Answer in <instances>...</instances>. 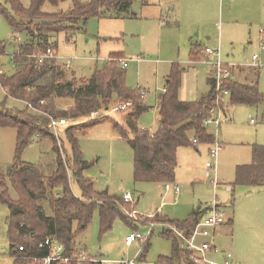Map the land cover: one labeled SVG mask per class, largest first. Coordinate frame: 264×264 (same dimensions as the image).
<instances>
[{"label":"rangeland","instance_id":"374dc122","mask_svg":"<svg viewBox=\"0 0 264 264\" xmlns=\"http://www.w3.org/2000/svg\"><path fill=\"white\" fill-rule=\"evenodd\" d=\"M189 1L193 0H148V6L136 2L131 9L135 14L133 17H91L75 33L63 32L51 38L58 64L64 66L66 58H73L68 69L77 81L90 79L96 70L105 66L111 55H119L127 60V86L147 92L144 104L148 110L140 116L138 127L151 133H155L160 126L157 99L166 88V77L173 65L178 64L182 68L179 98L195 102L210 91L207 83L211 77L209 60L215 62L218 58L210 56L196 64L191 63L190 40L198 41V36L202 48L220 49L222 63L241 66L244 80L251 78L249 82H257L258 90L263 96V101L257 106L232 105L226 100L222 103V109L229 108V116H224L219 126L208 125L209 133L220 144L217 157L219 184L216 186L211 183L214 172L206 167L208 162L213 163L215 160L209 151L212 145L206 144L182 147L177 152L173 181H135L133 150L129 141L116 129V125H119L127 131V112L112 111L113 107L123 102L122 99H115L109 108L101 109L88 119L76 122L70 120L59 131V135L48 128L56 136L63 157L71 162L73 150L66 130L88 125L78 134L82 156L90 164L82 172L83 177L93 182L97 192L107 191L135 206L136 211L124 209L129 223L117 218L112 230L105 234H101L99 210L96 209L88 229L77 236L79 247L90 257L107 261L103 264H116L120 260H134L136 264H156L160 256H171L172 242L162 236L168 227L157 224L151 229L143 217L159 214L183 221L197 207H209L215 202L227 214L226 224L217 229L220 230L215 242L219 249L230 253L233 262L264 264V186L236 183L237 166L251 164L253 146L264 145V50L261 49V45H264V0H209L215 8V16L211 26L209 25L213 33L208 35L212 38L210 41L204 35L206 26L202 23L199 25L192 18L195 16H189L191 12L187 10L188 5L189 9L194 8L191 2L188 4ZM21 3L29 8L31 0H21ZM70 6V1L61 4L63 10ZM195 11L200 10L198 8ZM199 30L200 33L197 34ZM0 42L6 44L5 54L1 59L2 69L10 75L14 71L13 56L20 45L25 43V36L14 34L2 16ZM254 55L259 59L255 61L256 67H251ZM239 76L238 73L235 80H243ZM0 104L9 111L26 108L25 103L8 97L1 86ZM55 104L60 110H69L73 101L57 99ZM32 112L38 113L34 110ZM17 137L16 128L0 126V169L4 174L16 162ZM53 148L51 137L34 133L20 160L49 173L57 159ZM68 174L71 190L83 199L73 169H69ZM167 184L172 187L177 185L179 192L167 191ZM10 194L13 198H18L11 185ZM9 216L8 207L0 204V264L15 262L11 255ZM134 232L144 236L148 232L151 234L146 242L136 241L127 246L125 238ZM25 240L19 238L18 246L25 245ZM143 254L146 255L144 259L140 257Z\"/></svg>","mask_w":264,"mask_h":264},{"label":"trees","instance_id":"16d2710c","mask_svg":"<svg viewBox=\"0 0 264 264\" xmlns=\"http://www.w3.org/2000/svg\"><path fill=\"white\" fill-rule=\"evenodd\" d=\"M66 1H70L71 6L63 10L61 4ZM136 2L146 5L148 0H31L29 8H25L21 0L0 2V16L7 20L14 34L25 36V43L13 56L14 71L10 75L1 73L6 44L0 42V86L8 97L26 104V108L19 111H9L0 104V126L18 131L16 162L6 174L0 169V204L6 205L10 211L8 222L11 255L15 258L13 264H32L30 258L46 256L48 250L39 246L46 237L63 244L65 255L77 259L84 251L76 238L88 229L96 209L99 210L101 234L112 230L117 218L129 223L125 208L136 211L134 204L121 197L110 195L107 191L97 192L93 182L83 177L82 172L90 164L82 156L78 134L88 125L66 130L73 150V160L70 162L63 157L56 136L48 129L51 118L81 121L101 109L109 108L115 99H122L123 102L131 100L133 105L126 111H120L127 112V131L119 125H116V129L129 141L133 150L134 179L138 182L173 181L179 148L216 142L215 136L204 125L211 108L217 107L215 84L210 77V91L206 96L195 102L181 101L182 68L178 64L173 65L166 77V92L159 97L160 126L155 133H151L138 127V120L148 107L141 98L140 89L133 90L127 86L125 69L119 62L122 57L119 55H111L101 70H96L90 79L81 81L75 80L70 70L58 64L56 59H47L38 64L36 56L54 48L51 44L53 35L75 33L91 17H133L135 14L131 9ZM204 49L199 45L193 46L190 60L203 61ZM224 88L230 92L232 105L257 106L263 101L257 84H242L229 79L225 81ZM57 99H71L73 106L69 110H60L55 104ZM34 133L49 136L54 142L57 159L49 173L20 160ZM194 139L197 140L196 144ZM69 169H73L83 199L71 190ZM236 183L264 186V145L253 146L251 164L237 166ZM10 185L17 199L11 196ZM201 213V207H197L183 221L159 214L152 218L143 217L146 224L168 226L162 236L171 240L172 255L160 256L156 264H193L181 247V238L171 228L189 235ZM30 235L34 236L30 238ZM21 237L27 240L24 242L25 250L20 252L17 242ZM145 256L140 257L144 259ZM93 259L96 261H72V264H103L101 259Z\"/></svg>","mask_w":264,"mask_h":264},{"label":"built area","instance_id":"2783aa9c","mask_svg":"<svg viewBox=\"0 0 264 264\" xmlns=\"http://www.w3.org/2000/svg\"><path fill=\"white\" fill-rule=\"evenodd\" d=\"M263 32V31H262ZM261 49L264 50V45H261ZM210 56H216L217 61L212 62L209 60V65L211 66V77L215 84L216 92V101L217 107L211 108L210 116L205 119L204 125L207 128L210 124H215L219 126L221 124V119L226 116L225 110L222 109V103L226 102L230 98V92L224 88L225 81L232 78V67L228 64H224L220 61V49H211L206 47L204 49L205 59H209ZM54 50L49 48L45 53L36 56L38 64H42L47 59H56ZM259 57L254 55L252 57V65H255ZM73 58L65 59V67L68 68L71 64ZM121 67L126 69L128 66V61L124 59H119ZM1 73H3L1 71ZM166 92V89H163V93ZM140 94L142 99H146L147 92L143 89H140ZM133 105L131 100L122 102L112 108L113 112L126 111ZM70 120L65 118L54 119L51 118L49 127L59 135V131L68 125ZM252 122H254L252 120ZM193 142L196 144L197 140L194 139ZM220 150V144L216 139V142L212 144L210 148V154L215 159L213 163L208 162L206 167L214 172V177L211 180V183L215 186L219 184L218 175H217V157ZM210 177V174L208 175ZM166 189H170L171 186L167 184ZM175 193L179 192V187H174ZM127 201V200H126ZM155 214H150L148 217L152 218ZM227 222V214L224 208L219 203H213L207 208V213L203 216H200L198 223L191 231L189 235H186L183 231L176 229L175 227L171 228L182 241V249L187 252L189 260L193 264H236L232 261V255L225 251L219 249V247L212 240L214 233L220 228L223 224ZM151 229L154 228V224H151ZM168 227V226H167ZM151 232H148L147 236L142 235L139 232H134L126 236L125 244L127 246L132 245L136 241L148 240ZM34 235H30L32 238ZM40 248L47 249L48 254L43 257H32V264H72V261L84 262V261H96L90 257L87 252L81 253L77 259L66 256V248L63 244L55 241L52 237H46L44 241L40 243ZM18 251H24L25 246H17ZM216 257H221V260L216 259ZM102 263H107V261H101ZM116 264H136L134 260H120Z\"/></svg>","mask_w":264,"mask_h":264},{"label":"crops","instance_id":"0c3cea01","mask_svg":"<svg viewBox=\"0 0 264 264\" xmlns=\"http://www.w3.org/2000/svg\"><path fill=\"white\" fill-rule=\"evenodd\" d=\"M190 2L192 3V5L194 6V8H190L189 9V5H188V8H187V10L189 11V12H191L190 14H189V16L190 17H192V16H195V17H192V18H194V20L195 21H198L199 22V25H201V23L202 24H204V26H206L205 27V29H204V35H205V37H206V40H208V41H210V40H212V38L210 37V36H208L209 34H212L213 35V33L211 32V30H210V24L212 23V21H213V17L215 16V8L213 7V3L212 2H209V0H198V1H189L188 2V4H190ZM141 4V3H140ZM187 4V3H186ZM198 4H200L199 6H198ZM142 5V4H141ZM149 5V3H147L146 5H142V6H148ZM199 8V10L200 11H195V10H197ZM167 24H170V22H167ZM210 25V26H209ZM215 25V24H214ZM198 33H200V30H199V32H197V34ZM198 38V41H194L193 39H191L190 40V53H189V57H190V54H191V51H192V47L193 46H197V45H199V46H201V42H199V40H200V37L198 36L197 37ZM191 61V60H190ZM191 63L192 64H196L197 62H192L191 61ZM251 67H256V65H251ZM232 69H233V74H232V80L233 81H235V82H239V83H242V84H249V85H254V84H257V82L256 83H254L255 81L254 80H252V82H249V80H251V78L250 79H248V80H244V78H245V75H243L244 73H243V68L241 67V66H233L232 67ZM183 70H185V69H183ZM1 71L3 72V73H5L4 71H3V69L1 68ZM239 73V78H242L243 80H239V81H237V80H235V76L237 75ZM247 79V78H246ZM207 83H208V85H209V82H208V80H207ZM209 87H210V85H209ZM181 88V87H180ZM165 89V88H164ZM144 90V89H143ZM145 91V90H144ZM180 91V90H179ZM4 92H5V90H4ZM6 93V92H5ZM181 101H184V99H182V98H179ZM20 101V100H19ZM228 101H229V103L228 104H230V98L228 99ZM21 102H23V101H21ZM158 102H159V98L157 99V110H158ZM190 102V101H189ZM193 102V101H192ZM24 103V102H23ZM225 114H226V117H227V115L229 116V108L228 109H226L225 108ZM158 120H159V122H160V120H161V118H160V116L158 115ZM208 128V127H207ZM141 129H144V130H147V129H145V128H141ZM208 130V129H207ZM149 131V130H148ZM150 132V131H149ZM209 132V131H208ZM181 148H179L178 149V151L180 150ZM197 151H199L198 149H197ZM175 186H177V185H175ZM174 186V187H175ZM174 187H172L171 186V188L170 189H166V187H165V189L167 190V191H171V190H173V192L175 193V190H174ZM200 207V206H199ZM207 208L208 207H201V211H202V213H201V216H203V215H205L206 213H207ZM231 222L232 221H230L229 223L231 224ZM164 226V225H163ZM165 227V226H164ZM220 230V229H219ZM219 230H217L215 233H214V236H213V238H212V240L215 242L216 241V236H217V232H219ZM215 244H216V242H215ZM217 245V244H216ZM216 259H218V260H221V257H216ZM233 261V260H232ZM234 263H236V264H240L239 262H236V261H234Z\"/></svg>","mask_w":264,"mask_h":264}]
</instances>
